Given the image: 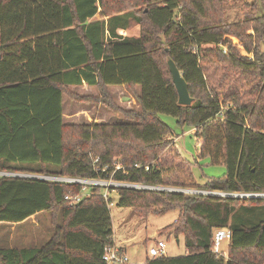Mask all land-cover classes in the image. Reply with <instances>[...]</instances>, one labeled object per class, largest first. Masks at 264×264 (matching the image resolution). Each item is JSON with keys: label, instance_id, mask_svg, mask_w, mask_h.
Returning <instances> with one entry per match:
<instances>
[{"label": "trees", "instance_id": "trees-1", "mask_svg": "<svg viewBox=\"0 0 264 264\" xmlns=\"http://www.w3.org/2000/svg\"><path fill=\"white\" fill-rule=\"evenodd\" d=\"M99 2L0 0V170L264 192V0L262 13L253 2L252 18L244 13L232 22L224 19V0H138L143 5L140 35L124 39H112L113 29L110 38L105 37L104 20L93 19ZM237 44L251 56L241 54ZM169 58L187 82L192 97L188 105L178 103ZM211 65L225 67L217 85ZM229 79L244 90H225ZM83 82L94 85L99 94L77 92ZM122 84L136 96L138 108L125 109L113 101L107 87ZM65 97L77 104H103L122 117L112 122L68 121ZM160 113L187 124L196 155L223 164L224 173L200 188L191 169L161 162L158 152L175 146L177 135ZM116 158L121 167L114 170ZM81 186L0 175V222H20L55 208L63 221L56 225L57 234L39 246H0V264H105L104 247L114 242L103 187H89L76 203L64 199ZM116 191L115 205L131 207L140 217L179 211L163 230L183 234L186 252L148 258L146 264H264V197L244 199L262 203L263 214L242 222L235 196L132 186ZM219 227L230 231L227 257L211 248L213 229ZM243 250L247 256L233 255Z\"/></svg>", "mask_w": 264, "mask_h": 264}, {"label": "rangeland", "instance_id": "rangeland-1", "mask_svg": "<svg viewBox=\"0 0 264 264\" xmlns=\"http://www.w3.org/2000/svg\"><path fill=\"white\" fill-rule=\"evenodd\" d=\"M135 1L138 0H100L98 3V10L93 16V19L99 18L104 20L105 37L107 39L110 38V31L112 29L116 32V37H113L112 39L136 38L140 35L141 24L138 18L141 16V9L143 5L142 3ZM224 1V19L228 22L241 19L244 13H247L249 17L252 18L254 13H256L253 2L256 3L255 7L257 8V13L263 12L260 0ZM102 13H106L107 15H102ZM249 31V33H252V30ZM232 40L238 43L237 39ZM224 70L225 67L222 65L217 67L211 65L209 72L212 75L214 85H217L219 76L223 75L225 72ZM220 81L223 82V80ZM235 86L243 87L240 92L245 88L243 85H240V83H236L234 80L230 79L225 81V84L223 85L225 90ZM75 89L79 93L91 92V90H94L93 88L90 90V88L83 87H77ZM120 90L121 88L112 89L113 93L111 92V95L113 101L125 109L136 107V103L133 101L131 104H128L127 100L122 94L125 91L123 90V92H120ZM63 111L66 115L65 119L68 121H88L86 113L90 116L96 115L105 122L116 121L122 117L120 112H111L108 108L102 109V107L98 108V106H84L83 104L73 105V103L70 102V100H68L66 97L64 99ZM72 111H74L75 114L74 116L70 117V112ZM158 116L166 122V124L173 131L174 135H177L174 139L175 146L171 145L166 150L158 152L160 154L161 162L176 165L181 164L186 168L191 169L196 182H198L201 186L200 188H202V186L209 179L220 177L224 173L225 168L223 164L211 163L207 157H198L196 155L197 146L195 144V138L193 132L190 130V127L187 124H179L176 118L169 114L160 113ZM70 130V128L67 129L66 133L68 143H71L70 139H72ZM183 156L186 159L192 161V164L190 165L189 163L185 162L182 158ZM116 159L117 160L114 161V163H120L119 158ZM151 163H155V161L152 160ZM0 172V175L14 176L13 174H8L12 173L13 171L0 170ZM15 173L30 174L26 172ZM202 189L205 191H214L220 196H226L228 193H233L232 196L238 198L236 202L238 221H256L259 218V215L262 213V203L245 201L244 199L249 197L237 195V193L240 192L209 190L206 188ZM87 191L89 192L88 188L84 189L82 192L85 193ZM188 193L191 194V192ZM109 194L113 198L112 204L108 205L114 232L113 239L119 245L126 247V254L128 255L130 261L137 263L139 259L145 258L148 248L158 239L165 241V251L167 255L172 254L169 256H178L185 253L183 234H178L175 236L174 234L163 230L164 227L171 224L176 218H178L179 211L177 208H171L164 212H148L144 217H140L131 207H119L115 205V202L118 200V192L115 189L110 191ZM59 223H63V221H61L60 211L58 208L39 211L20 222H0V246H39L47 241L51 236L57 234L56 225ZM228 243L229 237L223 239L220 242L219 247L225 254H223V257L229 255ZM246 252V250L235 251L233 255L239 258L244 254L247 256ZM248 252L251 253V250Z\"/></svg>", "mask_w": 264, "mask_h": 264}, {"label": "built area", "instance_id": "built-area-1", "mask_svg": "<svg viewBox=\"0 0 264 264\" xmlns=\"http://www.w3.org/2000/svg\"><path fill=\"white\" fill-rule=\"evenodd\" d=\"M264 131V130H263ZM121 167L120 163H114V170ZM106 167L103 168V170ZM145 168L147 169L148 166L145 165ZM34 177L31 178H39V179H50L55 181H61V182H75V183H81L82 186L79 190V192L74 194H65L64 199L67 200L69 203H76L78 202L84 195L88 193L82 192L84 189L91 186L99 185L102 186V195L107 201V205H111L113 198L110 196V191L116 190V187L118 186H132V187H142L143 184L138 185L136 183H127V182H120V181H114L111 178L109 179H95V178H81V177H67V176H58V175H45V174H32ZM211 192V191H209ZM247 196L251 197H264V192H245ZM109 199H112L109 201ZM230 234V231L227 229V227H219L213 229V244H212V250L217 254H224L223 250L220 249L219 245L220 242L228 238ZM166 245L165 241L162 239L156 240L153 245H151L147 250V255L149 258L158 257L161 255L166 254ZM102 260H104L105 264H138L134 263L129 260L128 255L125 253L124 250L120 248V246H117L116 244L106 245L104 247V250L101 255Z\"/></svg>", "mask_w": 264, "mask_h": 264}, {"label": "water", "instance_id": "water-1", "mask_svg": "<svg viewBox=\"0 0 264 264\" xmlns=\"http://www.w3.org/2000/svg\"><path fill=\"white\" fill-rule=\"evenodd\" d=\"M167 66L168 70L170 72L172 81L175 85L177 95H178V103L183 104V105H188L192 102V97L189 94L187 82L182 76V72L177 68L176 64L174 61L169 58L167 59ZM2 172V171H1ZM0 172V173H1ZM8 174H13L14 176H22V177H34L29 174H19V173H8ZM141 185V184H138ZM142 188H149V189H157V190H168V191H177V192H191V193H201V194H215L217 195L218 193H215L214 191H205V190H199V189H189V188H184V187H169V186H158V185H142ZM227 195L232 196L233 193H228ZM239 196H247L245 192L237 193ZM249 197V196H247ZM251 197V196H250Z\"/></svg>", "mask_w": 264, "mask_h": 264}, {"label": "crops", "instance_id": "crops-1", "mask_svg": "<svg viewBox=\"0 0 264 264\" xmlns=\"http://www.w3.org/2000/svg\"><path fill=\"white\" fill-rule=\"evenodd\" d=\"M250 32V31H249ZM231 38L232 39H234V40H236L235 38H233L232 36H231ZM237 47H238V50H239V52L240 53H242V54H247L248 56H251V54L249 53H246L245 52V50L241 47V45L240 44H237ZM79 87H83V88H90V90H91V88H93L94 90H91V92H83L82 94H88V95H92V96H95V95H97V94H99V92H98V90H97V88L94 86V85H88V84H86L85 82H83V84L81 85V86H79ZM115 88H121V90H120V92H123V90L125 91L124 93H122L123 94V97L127 100V102H128V104H131V102L133 101V102H135L136 103V107H133V108H138V103H137V101H136V96L133 94V92L130 90V88L126 85V84H122V85H109L108 87H107V90H108V92L110 93V94H112L113 93V91H112V89H115ZM134 91L135 92H138L139 91V86H136L135 87V89H134ZM112 92V93H111ZM112 96V95H111ZM120 97V96H119ZM113 99V98H112ZM121 99V98H120ZM70 102H72L73 103V105H76L77 103L75 102V101H70ZM84 106H98V108L99 107H102V109H105V108H107L106 106H104L103 104H100V103H98V104H91V105H85L84 104ZM132 108V107H131ZM75 111V110H74ZM74 111H72V112H70V117H72V116H74ZM111 111V110H110ZM112 112V111H111ZM86 116L88 117V121H95V122H99V121H104V120H101V118H98L96 115H92V116H90L89 114H87L86 113ZM73 120V119H72ZM105 122V121H104ZM112 231H113V227H112ZM167 232H169V233H171L170 231H167ZM114 233V232H113ZM112 239H113V235H112ZM113 242H114V244H116L117 246H120V248L122 249V250H124L125 251V253H126V247L125 246H122V245H119L114 239H113ZM185 252H186V249H185ZM167 255V254H166ZM169 255H172V254H169ZM168 255V256H169ZM223 255V254H222ZM225 255V254H224ZM223 255V256H224ZM225 257H227V255L225 256ZM149 257H148V255L146 254V256H145V258H142V259H139L138 261H137V263L138 264H146V261H147V259H148Z\"/></svg>", "mask_w": 264, "mask_h": 264}]
</instances>
